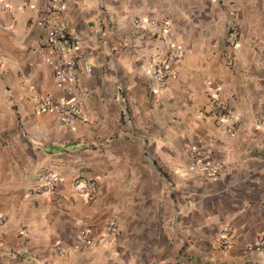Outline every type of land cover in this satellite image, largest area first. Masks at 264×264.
I'll return each instance as SVG.
<instances>
[{"label": "crops", "instance_id": "0c3cea01", "mask_svg": "<svg viewBox=\"0 0 264 264\" xmlns=\"http://www.w3.org/2000/svg\"><path fill=\"white\" fill-rule=\"evenodd\" d=\"M43 1L0 0V264H264L247 250L264 241V0H64L78 65L92 66L73 125L31 100L63 94L55 71L66 52L43 45ZM170 44L185 54L157 94L151 69ZM217 92L238 117L233 132L198 114ZM194 147L224 164L219 178L193 167ZM47 169L58 187L38 192ZM76 176L97 179L94 201ZM224 225L240 235L228 250L216 245Z\"/></svg>", "mask_w": 264, "mask_h": 264}, {"label": "built area", "instance_id": "2783aa9c", "mask_svg": "<svg viewBox=\"0 0 264 264\" xmlns=\"http://www.w3.org/2000/svg\"><path fill=\"white\" fill-rule=\"evenodd\" d=\"M223 2H231L232 0H221ZM66 10L64 0H44L41 8V22L45 27V37L43 45L45 48L53 51L63 50L66 52V57L61 60L55 71L56 85L62 90L57 98L50 95L33 94L31 100L36 112L53 111L58 119L65 124L73 125L77 121L84 118V97L77 94L82 82L83 74H90L92 66L85 64L81 67L78 65V57L76 55L77 45L71 35V32L63 21ZM236 10L231 11L232 21L228 29L227 43L234 48L238 45L240 39L239 26L236 22ZM140 23V19L135 20ZM148 25L157 34L164 36L169 30V23L165 20H148ZM185 50L183 46L178 44H170V50L163 59H160L151 69V74L157 82V87L153 89L154 93L159 94L166 85L168 77L176 76L177 69L173 64L183 58ZM200 117H212L219 122L228 124V131L233 132L235 125L238 122V117L231 111L227 103L220 98L219 92L211 96L207 106L199 111ZM259 125L264 124V113L257 118ZM193 167L197 169L204 177L208 179H217L220 177L224 168V164L210 159L209 151L201 147H194ZM60 181L59 174L53 169L45 170L39 177L36 191L53 192L57 189ZM74 185L78 193L87 201H94L99 192V183L95 178H87L84 176H76ZM7 222V217L0 212V227ZM109 235H117V226L115 222L109 225ZM240 235L230 226L224 225L221 229L220 237L216 243L217 247L222 250L230 249L235 240ZM78 238L86 246L95 244V240L91 237L88 229H82L79 232ZM247 250H256L264 256V241L256 240L247 245ZM62 252V251H61Z\"/></svg>", "mask_w": 264, "mask_h": 264}]
</instances>
